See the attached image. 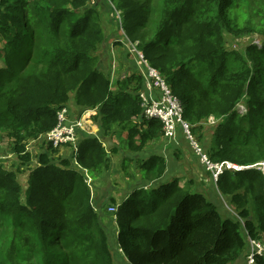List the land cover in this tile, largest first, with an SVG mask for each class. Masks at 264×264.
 Instances as JSON below:
<instances>
[{"label": "trees", "instance_id": "16d2710c", "mask_svg": "<svg viewBox=\"0 0 264 264\" xmlns=\"http://www.w3.org/2000/svg\"><path fill=\"white\" fill-rule=\"evenodd\" d=\"M90 1L0 0V141L12 139L22 163L31 161L23 141L54 128L57 111L71 99L78 108L96 109L104 137L126 133L120 144L131 153L163 136L159 121H137L141 76L133 71L112 89L97 68L92 52L104 37ZM109 1L122 12L132 40H139L135 31L147 30L140 39L151 31L139 50L180 100L184 120L192 126L210 115L219 120L210 160L243 167L264 162V46H251L245 55L223 48L224 31L250 30L233 18L241 0ZM152 14L156 21L150 27ZM240 103L245 114L238 110ZM117 153L116 145L106 153L94 137L81 142L76 159L93 175ZM49 158L40 154L29 169L24 199L16 175L0 168V215L14 225L26 219L32 247L41 249L37 264H116L102 217L89 205L82 171ZM164 160L137 162L136 174L146 184L157 183L166 171ZM131 161L122 159V172L127 174ZM183 181L133 188L120 205L115 242L124 264H235L247 253V237L264 240V171L225 170L218 176L217 190L229 197L236 218H223L216 205L192 190V181ZM34 250L20 251L14 240L3 259L31 264L39 255ZM254 264H264V257H255Z\"/></svg>", "mask_w": 264, "mask_h": 264}, {"label": "rangeland", "instance_id": "374dc122", "mask_svg": "<svg viewBox=\"0 0 264 264\" xmlns=\"http://www.w3.org/2000/svg\"><path fill=\"white\" fill-rule=\"evenodd\" d=\"M153 5L157 9L160 7L158 1L153 2ZM89 7H94L95 14L92 18L101 27L104 37V42L99 43L92 52V57L97 59V68L109 79L111 88L115 89L117 82L126 77H130L132 68H134L132 56L128 54L127 49L121 44L120 40H129L132 43H138L137 49L139 50V42L142 44L143 42H147L151 38V31H148L146 34V40L143 37L142 39L139 37V34L147 31L146 29L141 30L139 34L135 31L133 32L134 38L139 40H132L124 29L122 12L113 3L109 0H91ZM237 11L239 12L237 14L234 13L233 18L238 20L239 27H248L250 30L248 32L244 29L243 33H240V30H236L233 33L224 31V51L245 55V50L251 46L262 50L264 46V0H241L240 8ZM149 21L151 27L156 21V14H152ZM27 27L28 29L32 27V21H27ZM30 33H33V31L31 30ZM24 49L25 47H21L22 51ZM2 63V60H0V67H2ZM148 65L150 66L149 63ZM155 70L160 75L159 71L157 69ZM64 106L67 108L70 116L74 113L77 116L79 111L86 109V107H79L77 110L72 99L64 104ZM237 107L240 114H245L246 110L243 103L238 104ZM88 109L94 110L92 113L96 115V109ZM95 115L92 116V123L88 125V128L79 130L71 143L63 144L57 148H53L51 145L52 147L50 146V149H48L45 139L42 138L43 135L36 140H24L25 149L31 155V161L29 163H22L19 159L14 150V141L12 139L5 138L0 141V168L16 175L17 182L22 189V199H24V193L28 187L29 169H33L38 164L37 157L40 154L47 153L50 157L49 159L55 165L60 166L63 161L69 162L67 166L69 170L75 172L82 171L84 184L89 189V205L93 211L102 217L101 223L110 237L109 245L116 264L125 263L115 242V237L118 233L117 214L120 205L128 199L133 188L155 189L166 182L172 181L174 178H179L181 180L180 183H183V180L192 181V190L201 193L207 200L216 205L223 218H236L237 213L231 205L229 197L219 193L216 184L209 174L204 173L199 160L193 154L190 147L185 143H183V146L168 144L163 136L148 143L141 152L131 153L126 149L124 142L120 144L123 140V134H120L113 139L115 141L114 146L116 145L118 147V153L108 156L107 168L103 169L101 173H95L93 175L87 173L85 169L79 166L76 156L83 140L97 137L101 142L105 138L101 131L100 133L96 131V129L99 130L100 123L95 121V118L97 119ZM209 119L215 120V126L211 128L204 126V122ZM218 123L219 120L212 115L202 120L199 126H192L188 123L192 127V134L198 141L200 140L199 143L203 145L202 147L207 154L211 143L210 141L212 140ZM155 156H162L165 159L166 171L162 179L152 185L137 184L141 181L135 171L137 162L149 160ZM123 158L132 160V163H129L127 174L121 171V161ZM235 166L236 170L253 168L264 170V162H258L245 167ZM61 167L64 168L63 166ZM111 198L115 199L114 204L109 203ZM14 240L17 241L20 251L34 250L32 247L35 244L34 235L26 219L20 217L18 224L14 225L10 217L0 215L1 264H8L4 261L3 254H5ZM34 251L39 255L35 257L31 264L40 261L41 249L37 246ZM22 260L26 263L24 258ZM244 261L245 263L243 264H246V255Z\"/></svg>", "mask_w": 264, "mask_h": 264}, {"label": "built area", "instance_id": "2783aa9c", "mask_svg": "<svg viewBox=\"0 0 264 264\" xmlns=\"http://www.w3.org/2000/svg\"><path fill=\"white\" fill-rule=\"evenodd\" d=\"M121 44L132 56L136 72L142 78V88L137 96L141 100V115L138 123L143 120H156L162 124L163 137L168 144L190 147L199 160L204 173L210 175L216 184L218 176L225 170H236L231 163H213L204 151L203 145L192 134V127L183 118V107L180 100L173 95L164 79L157 71L148 65L143 53L137 49L138 43L129 40H120ZM78 110V107L75 105ZM94 110L84 109L70 116L65 106L57 111V122L54 128L42 138L48 146L57 148L63 144L71 143L79 130H85L92 123ZM215 120L209 119L204 126H215ZM51 146V147H52ZM264 171V170H263ZM246 264H254L255 257H264V240L247 237Z\"/></svg>", "mask_w": 264, "mask_h": 264}, {"label": "water", "instance_id": "95a60500", "mask_svg": "<svg viewBox=\"0 0 264 264\" xmlns=\"http://www.w3.org/2000/svg\"><path fill=\"white\" fill-rule=\"evenodd\" d=\"M101 143L104 145L106 153H110L111 149L114 146L112 136L109 135V136L103 138L101 140Z\"/></svg>", "mask_w": 264, "mask_h": 264}, {"label": "crops", "instance_id": "0c3cea01", "mask_svg": "<svg viewBox=\"0 0 264 264\" xmlns=\"http://www.w3.org/2000/svg\"><path fill=\"white\" fill-rule=\"evenodd\" d=\"M133 71H136L135 65H134V68H132V71H131V72H133ZM96 131H97L98 133H100L98 129H96ZM125 135H126V133L123 134V138L125 137ZM114 138H115V137H113L112 139H114ZM114 142H115V141H113V143H114ZM139 159H140V158H139ZM133 160H134V159H133ZM137 184L146 185V182H142V181H140V182L137 183ZM243 263H245V261H244V257L241 258V259H239L235 264H243Z\"/></svg>", "mask_w": 264, "mask_h": 264}]
</instances>
